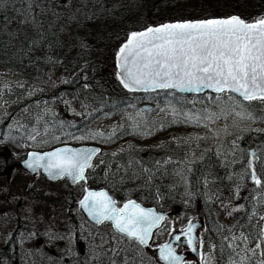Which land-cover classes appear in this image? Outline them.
Returning a JSON list of instances; mask_svg holds the SVG:
<instances>
[{
  "label": "trees",
  "instance_id": "16d2710c",
  "mask_svg": "<svg viewBox=\"0 0 264 264\" xmlns=\"http://www.w3.org/2000/svg\"><path fill=\"white\" fill-rule=\"evenodd\" d=\"M231 15L252 22L264 16V0H0V71L9 78L23 79L22 88H14L18 96L24 95L33 83L46 88L55 73L64 71L71 80L58 85L52 95L74 99L92 111L89 118L79 124L82 127L98 121L104 114L116 115L119 110L138 102L139 94L126 92L116 75V53L131 32L157 26L161 19L177 22ZM172 96L179 99L177 94ZM252 111L262 115L254 106ZM11 115L0 128V179L6 172L25 173L23 144L32 143L23 133L6 130ZM68 119L69 115L60 110L54 121L61 127L55 132L60 137L47 146H37L36 151L65 145L66 134L77 129ZM156 122L168 127L163 119ZM128 137L131 136L126 135L125 130H119L112 141ZM108 141L109 138L96 137L95 144L104 147L111 144ZM251 151L259 157L255 162L257 174L264 178V132L242 135L231 170L222 167L212 150L189 168L179 161L159 164L164 156L125 148L116 155L108 153L97 158L87 173L86 184L71 187L63 179L55 184L62 182L64 187L58 191L48 190L46 197L57 195L68 203L63 228L72 230L74 235L80 228L89 230L86 224L90 223L83 217L79 204L85 187L106 189L118 205L131 199L161 211L176 206L212 208L216 207L214 194L219 193L218 187L232 194L238 174L252 183L245 171L252 159ZM262 191L264 194V188ZM214 223L207 220L208 230L214 234L213 251L220 264H225L229 256L225 236L229 230L221 222L217 226L212 225ZM98 229L102 231L99 238L106 241L112 237L118 247L112 264H153L142 249L117 236L109 225ZM49 233L53 231L43 233L18 223L3 247L6 264H76L73 257L63 258L58 254L62 240L49 239ZM23 238L33 245L27 252L22 249Z\"/></svg>",
  "mask_w": 264,
  "mask_h": 264
},
{
  "label": "rangeland",
  "instance_id": "374dc122",
  "mask_svg": "<svg viewBox=\"0 0 264 264\" xmlns=\"http://www.w3.org/2000/svg\"><path fill=\"white\" fill-rule=\"evenodd\" d=\"M68 79L71 80V76L59 71L52 76L46 88L42 84L33 83L24 95L18 96L14 88H22L23 79L9 78L0 71V128L12 114L6 130L11 133L21 132L32 142L23 144L26 155L30 151H36L37 146H47L60 137L55 132L61 127L54 124L60 110L69 115V122L77 128L66 134L68 139L65 140V145H97L96 137L109 138L108 142L111 144L103 147L102 156L108 153L116 155L125 148H134L147 150L152 155L164 156L165 159H160L159 164L179 161L189 168L201 160L207 151L212 150L218 156L222 167L231 170L242 135L247 132H264V102L253 101L247 105L248 112L255 117L248 119L245 115L236 114L239 109L222 113L220 104L214 99H208L209 96L215 97L212 93L202 96H179V99L165 92L139 94L136 105L119 110L113 116L104 114L98 121L81 127L79 124L88 119L92 111L83 108V105L77 104L74 99L64 96L55 98L52 95L58 85L65 83L64 81L70 82ZM144 106L151 108L141 112ZM253 106L262 115L255 114L252 111ZM172 107L180 113L175 119L172 116ZM184 113H192L194 122L185 121ZM207 113L216 115L212 120L201 119L198 123L195 122L196 114L204 116ZM129 116L140 122L139 129H134ZM159 119L166 121L168 127L159 126V122H156ZM119 130H125V134L131 137L112 141V137ZM96 133L103 135L98 136ZM29 136H34L35 139L30 140ZM80 137L83 139H78ZM238 175L232 194H227L224 188L218 187L219 193L214 194V198L220 221L227 226L231 234L229 244L236 249L238 264L240 257H245L243 264H251L253 258L261 261V252L264 250V244L260 248L256 247L257 243H260L261 230L264 229V219H261L264 216V194L263 188L260 190L253 182L249 184L245 181L246 176ZM55 183L47 182L39 173L31 177L25 173L18 175L13 171L2 176L0 247L5 244L10 232L18 223L35 227L43 233L53 231L60 236L72 235L75 238L72 230L63 228L70 207L68 203L57 195L46 197L48 190L58 191L64 187L62 182ZM239 206L243 207L239 211H232ZM229 212H232V215H229ZM171 222L174 227L178 224L174 217ZM172 234L170 231L162 236L163 238L160 235L154 237L153 245L164 241L165 238L168 240ZM241 234L247 237L246 242L233 239L234 236L239 238ZM23 240L24 238L22 242ZM62 241L67 249L66 241ZM28 242L24 240L25 252L31 245V241ZM76 250L77 245L74 242L68 252L74 254ZM90 250L93 251L92 248ZM252 250H255V255H252ZM82 251H86L84 247ZM209 256L211 261H214L212 253L209 252Z\"/></svg>",
  "mask_w": 264,
  "mask_h": 264
},
{
  "label": "snow or ice",
  "instance_id": "6c2138e0",
  "mask_svg": "<svg viewBox=\"0 0 264 264\" xmlns=\"http://www.w3.org/2000/svg\"><path fill=\"white\" fill-rule=\"evenodd\" d=\"M34 19L33 17V21ZM116 66L117 78L129 92L178 90L199 94L207 89L216 94L208 99L217 101L222 113L239 109L236 113L238 116L245 115L248 119H254V115L248 112L247 105L253 101L264 102V16L254 18L252 22L238 15L184 20L162 23L144 31H133L116 53ZM171 94L174 95V91ZM179 115L176 108L172 107L173 118ZM215 115L196 114L195 122L198 123L201 119L212 120ZM129 119L132 117L129 116ZM184 120L194 122L193 114L184 113ZM132 123L134 129H139L138 120L132 119ZM28 139L34 140L35 137L29 136ZM98 152L99 149L96 148L70 147L44 153L31 152L25 165L33 172L43 169L52 179L68 177L73 183L83 181L86 184L87 170L93 167L92 160ZM251 157L245 171L257 187L264 188V178L257 174L255 163L259 157L255 151L251 152ZM204 183L207 184V180ZM236 195L239 196V189ZM79 204L97 224L110 222L118 233L142 246L149 245L153 230L168 219L131 199L122 207H117V201L107 191H94L87 187L84 188V196ZM242 207L232 211H239ZM195 229L196 225L191 220L179 230L172 226L171 233L175 234L172 238L179 242L183 237L191 251L197 252ZM49 239L66 241L67 251L71 250L74 243L72 235L65 237L49 233ZM233 239L247 241L243 234L239 238L234 236ZM259 241L257 248L264 244V229L261 230ZM199 245L203 247L202 239ZM158 250L159 259L165 264H187L184 257L177 254L176 247L171 242L158 245ZM252 255H255V250H252ZM261 255H264V250ZM200 258L203 264H207L202 252ZM244 259L245 257H240L239 264H243ZM229 264L238 262L230 260Z\"/></svg>",
  "mask_w": 264,
  "mask_h": 264
},
{
  "label": "flooded vegetation",
  "instance_id": "af4514ba",
  "mask_svg": "<svg viewBox=\"0 0 264 264\" xmlns=\"http://www.w3.org/2000/svg\"><path fill=\"white\" fill-rule=\"evenodd\" d=\"M25 174L27 176H31V175L27 174L26 172H25ZM34 176H31V177H34ZM143 206H145V205H143ZM145 207L155 208V207H151V206L150 207L145 206ZM155 209L157 212L165 214V216H167L168 219L166 221H164L162 226L160 227V229L154 233L153 239H152L151 244H150L148 249H144L135 241H131V240L124 238V239L132 242L130 244L131 246H135L139 249H142L143 252L145 254H147V256L149 257V259H150L149 262L153 261V264H161L156 259V257H154L153 253L158 250V245L163 244V243H169L175 234L173 233L169 237L168 240H167V238H165L164 241L158 242L155 245H153L154 237H156L158 235H160L162 237V236H165V234H168L171 231V227L173 226L171 219L174 217L178 220V224L175 226V228L177 230H179L182 227H186V225L188 223V221L186 222V220L189 218H190L189 220H191L193 224H196L195 235L197 236V248H198L197 252H192L191 249L187 246L186 240H184L182 237L181 241L176 242L174 244V247H176L177 254L184 256V260L187 262V264H203V262L201 261V258H200V252H202L203 257H204V261H206L207 264H220V261L218 259V256L216 255L215 251L212 252V249L215 250L213 247L214 246V234L212 231L208 230V227H207V220L208 219L213 220L215 222L214 224H212L214 226H217L221 222L220 218H219V214L217 213L216 207H212V208L197 207L194 209L191 206H182V207L176 206V207H171L170 209H167L165 211H161L157 208H155ZM104 224L109 225L108 223H104ZM104 224H102V225H104ZM102 225H95L92 223L86 224V226L89 227V230H86L84 228H80L75 234L74 242H75V245H77L76 253L70 254L65 249L66 245L62 241L59 243L60 248L58 249V254L63 255L62 256L63 258L73 257L76 264H112L111 262H112L113 255L117 251L118 247L114 243L112 237L106 238V241H104L103 238L98 237L99 234H102V231H100L98 229ZM109 226L112 229L111 225H109ZM13 230L10 232L9 237L7 238L5 244L0 247V264H6L7 263L4 256H2L3 255V247H5V245L9 242V239L13 234ZM112 231H113V229H112ZM159 231H161V232L159 233ZM117 236H119V235H117ZM119 237H121V236H119ZM229 238H231L230 233H228L225 236V241L227 242L228 249H229V256L226 259L225 264H229L230 260L237 261V257H238L237 253H236V249L232 246L230 247ZM201 239L203 240V247L202 248L199 245V241ZM24 240H26V239H24ZM24 240L22 243L23 244L22 245L23 250H24V246H25ZM27 243H29V242L27 241ZM83 247H84V250H86L84 252L82 251ZM32 248H33V245L31 242L29 249L31 250ZM90 248H92L93 251H91ZM28 250H26V252ZM11 251H12V249H11ZM207 252L212 253V256L214 257V261H211L210 256ZM253 264H264V255L261 256V261L253 258Z\"/></svg>",
  "mask_w": 264,
  "mask_h": 264
},
{
  "label": "water",
  "instance_id": "95a60500",
  "mask_svg": "<svg viewBox=\"0 0 264 264\" xmlns=\"http://www.w3.org/2000/svg\"><path fill=\"white\" fill-rule=\"evenodd\" d=\"M162 23H173V22H165V20H163V19H161V20H159V24L157 25V26H159L160 24H162ZM150 27H155V26H150ZM145 30V29H144ZM144 30H142V31H144ZM116 69H117V66H116ZM117 72H118V69H117ZM117 72H116V75H117ZM118 79V78H117ZM118 81H119V79H118ZM119 83H120V81H119ZM121 84V83H120ZM122 86V85H121ZM123 87V86H122ZM123 89L126 91V92H129L127 89H125L124 87H123ZM161 91H165V90H157V91H155V92H150V93H144V92H129V93H138V94H151V93H158V92H161ZM168 91H174V93H176V94H178V95H180V96H183V97H191V96H202V95H205V94H207V93H212V94H214V95H216L214 92H212L211 90H204V91H202L201 93H199V94H196V93H190V92H180V91H178V90H168ZM151 108V106H144L143 107V109L144 110H149ZM64 147H70V148H96V149H99V152L97 153V155L96 156H94L93 157V160H92V165H93V163H94V161L96 160V158H98L101 154H102V152H103V149L100 147V146H97V145H91V146H87V145H84V146H79V147H74V146H69V145H65V146H61V147H57V148H64ZM57 148H55V149H57ZM55 149H52V150H50V151H46V152H51V151H54ZM31 152H37V151H31ZM31 152H29V153H31ZM28 153V154H29ZM40 153H44V152H40ZM28 154H27V156H26V158H25V160L22 162V168H23V170L24 171H26L29 175H31V176H34L35 174H37L38 172H40L42 175H43V177L48 181V182H50V183H54V182H56V181H58V180H61V179H66L67 180V182L69 183V185L71 186V187H75L76 185H78V184H82V183H84L83 181H81V182H79V183H73L68 177H63V178H60V179H52V178H50L44 171H43V169H38L37 171H35V172H33L32 170H30V169H28L27 167H26V165H25V161L28 159ZM91 169V168H90ZM90 169H88L87 170V173H88V171L90 170ZM87 173H86V175H87ZM91 190H93V189H91ZM101 190H103V191H107L106 189H100V190H94V191H101ZM108 192V194L110 195V196H112L110 193H109V191H107ZM113 197V196H112ZM114 199V198H113ZM126 203V202H125ZM138 203V202H137ZM138 204H140V203H138ZM142 207H144V208H148V207H145V206H143L142 204H140ZM123 206V205H122ZM121 206V207H122ZM118 207V206H117ZM80 209H81V207H80ZM151 209H154L155 211H156V209L155 208H151ZM81 211H82V214H83V216L90 222V223H92V224H95V225H101V224H97L95 221H93L92 219H91V217H89L88 215H87V213L86 212H84V210L83 209H81ZM157 212V211H156ZM157 213H159V214H163V213H160V212H157ZM163 215H165V214H163ZM105 223H108V224H110L111 225V227H112V229H113V231L117 234V235H119V236H121V237H124V238H126V239H128V240H132V241H135V240H133V239H131V238H129V237H127V236H124L123 234H121V233H118L116 230H115V228L112 226V224L110 223V222H105ZM196 225V224H195ZM162 226V225H161ZM160 226V227H161ZM160 227H158V228H156V229H154L153 230V235H154V233L158 230V229H160ZM153 235H152V238H153ZM151 241H152V239L150 240V242H149V245L148 246H142L141 245V247H143L144 249H148L149 248V246H150V243H151ZM135 242H137V241H135ZM171 243H173V246H174V244L176 243V241H174L173 240V238H172V240L170 241ZM138 243V242H137ZM139 244V243H138ZM140 245V244H139ZM153 255H154V257H156V259L161 263V264H165V262L164 261H162V260H160L159 259V250H157V251H155L154 253H153ZM179 255V254H178ZM180 256H182V255H180ZM182 257H184V256H182Z\"/></svg>",
  "mask_w": 264,
  "mask_h": 264
}]
</instances>
